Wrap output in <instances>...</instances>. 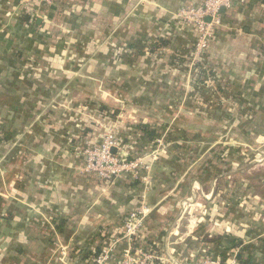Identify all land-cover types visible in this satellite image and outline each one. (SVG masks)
Here are the masks:
<instances>
[{"label": "crops", "instance_id": "obj_1", "mask_svg": "<svg viewBox=\"0 0 264 264\" xmlns=\"http://www.w3.org/2000/svg\"><path fill=\"white\" fill-rule=\"evenodd\" d=\"M201 2L0 0V264H93L107 248L113 263L144 193L135 245L153 246L154 264L202 252L264 264V166L245 172L247 153L216 147L230 126L264 144V0L224 8L194 63L197 31L174 15ZM112 128L130 157L171 142L148 185L83 171Z\"/></svg>", "mask_w": 264, "mask_h": 264}, {"label": "built area", "instance_id": "obj_2", "mask_svg": "<svg viewBox=\"0 0 264 264\" xmlns=\"http://www.w3.org/2000/svg\"><path fill=\"white\" fill-rule=\"evenodd\" d=\"M40 4L51 6L56 0H36ZM235 1L246 0H203L198 5L191 4L179 9L175 19L193 26L197 31L194 56L192 61L202 63V56L208 48L211 38L218 26L222 24V8H230ZM38 11V10H37ZM209 18V20H208ZM164 141V137L157 139V148L144 152L136 157H130L126 151L125 143L120 139L115 129H109L106 135L96 144L84 149L85 164L83 171L95 174L101 180H111L121 175H130L134 179H140L145 185L149 184L150 173L153 164L159 159L158 148ZM113 149L116 152L113 153ZM146 193L142 194L139 206L130 212L124 220V238L127 246L123 250V256L112 263V248L103 249L97 255L93 264H154L160 258L154 247L136 246V239L143 229L146 218L152 212ZM196 264H239L234 256L226 261L221 259L201 260Z\"/></svg>", "mask_w": 264, "mask_h": 264}, {"label": "rangeland", "instance_id": "obj_3", "mask_svg": "<svg viewBox=\"0 0 264 264\" xmlns=\"http://www.w3.org/2000/svg\"><path fill=\"white\" fill-rule=\"evenodd\" d=\"M37 70V68H36ZM232 133V126L224 129V133H223V136H222V139L221 141L219 142V144H216V147H224L221 149V152H222V156L221 158H225L228 154L231 153V149H227L226 150V147L227 146L228 148H231V147H234V148H240L241 149V153L243 154H246L245 156H243L241 153V160H243L242 164H241V169L242 170H245V172L247 171V169H250V168H254L255 166H258V165H263L264 166V144H262L261 146H257V147H253V146H247V145H244L243 143H238L237 140L235 139H232L230 137ZM172 147L171 145V142L170 141H167L166 139L163 141V143L161 144V146L158 148V152L157 153H162L163 151H167V147ZM198 145H195V144H192V145H189V148H197ZM155 148H157V144L155 143V147L152 149L154 150ZM254 149L253 151L255 152V155L251 156V158H249V153L247 152V150H252ZM151 151V150H150ZM149 152V151H148ZM209 152L208 151L204 157H202V160L201 161H205L206 158L209 157ZM198 153V152H197ZM161 155V154H160ZM197 160H199V157L196 156ZM209 160V159H208ZM159 160H156L153 164V166L156 164V162H158ZM232 162V159L230 160ZM217 162L218 164L221 165V162L218 160V161H215ZM214 162V163H215ZM232 165L235 166V161L234 163H232ZM213 183L216 181V178H213ZM193 198H191V203L193 202L192 201ZM241 202H243L245 200V195L242 196L240 198ZM187 204H185V206H187ZM242 205V204H241ZM184 206V204H183ZM221 259L220 256H212V255H207L205 252H202L200 254H198L194 259L193 261H191V264H196L198 263L199 261L201 260H212V259ZM222 260V259H221Z\"/></svg>", "mask_w": 264, "mask_h": 264}, {"label": "trees", "instance_id": "obj_4", "mask_svg": "<svg viewBox=\"0 0 264 264\" xmlns=\"http://www.w3.org/2000/svg\"><path fill=\"white\" fill-rule=\"evenodd\" d=\"M32 23H34L33 21H32ZM202 71V70H201ZM201 71H199V73L201 74ZM147 219H148V217L146 218V220H145V223H144V226H143V229H142V231L140 232V234L138 235V237H137V239H136V241L139 239V237H140V235L143 233V231H144V229H145V226H146V221H147ZM137 245H139V244H137ZM136 245V246H137ZM142 247H144V246H142ZM146 247V246H145ZM148 247V246H147ZM151 247H153V246H151ZM98 254V253H97ZM97 257V255L95 256V258ZM232 257H234V255H228L227 257H221V259H222V261H226V260H228V259H230V258H232ZM237 261H238V259H237ZM238 263H239V261H238ZM243 262L241 261V264H242ZM243 264H247V261L245 262V263H243Z\"/></svg>", "mask_w": 264, "mask_h": 264}, {"label": "water", "instance_id": "obj_5", "mask_svg": "<svg viewBox=\"0 0 264 264\" xmlns=\"http://www.w3.org/2000/svg\"><path fill=\"white\" fill-rule=\"evenodd\" d=\"M223 9H224V8H222L221 11H222ZM208 20H209V18H208ZM115 152H116V149H113V153H115Z\"/></svg>", "mask_w": 264, "mask_h": 264}]
</instances>
